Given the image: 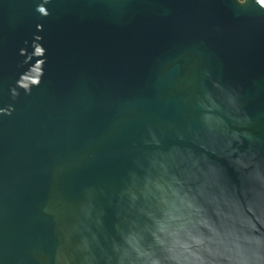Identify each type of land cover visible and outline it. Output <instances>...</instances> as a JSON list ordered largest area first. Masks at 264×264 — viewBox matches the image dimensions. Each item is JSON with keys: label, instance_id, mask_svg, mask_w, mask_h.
Instances as JSON below:
<instances>
[{"label": "water", "instance_id": "95a60500", "mask_svg": "<svg viewBox=\"0 0 264 264\" xmlns=\"http://www.w3.org/2000/svg\"><path fill=\"white\" fill-rule=\"evenodd\" d=\"M0 264H264V0H0Z\"/></svg>", "mask_w": 264, "mask_h": 264}]
</instances>
